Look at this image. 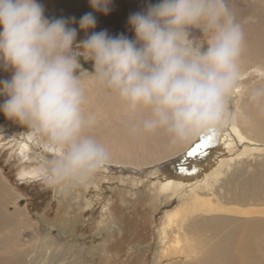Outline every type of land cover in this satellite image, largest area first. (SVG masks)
<instances>
[{"label": "clouds", "instance_id": "1", "mask_svg": "<svg viewBox=\"0 0 264 264\" xmlns=\"http://www.w3.org/2000/svg\"><path fill=\"white\" fill-rule=\"evenodd\" d=\"M111 3L90 0L104 15ZM127 22L133 38L95 31L96 16L85 13L78 24L86 38L78 40L74 17L49 18L38 0H0V69L10 73L0 79V113L50 149L40 179L57 195L86 187L112 161L94 134L99 120L88 107L87 79L124 105L133 137L181 147L242 119L231 104L246 38L231 0H158ZM249 99L264 107V85Z\"/></svg>", "mask_w": 264, "mask_h": 264}, {"label": "rangeland", "instance_id": "2", "mask_svg": "<svg viewBox=\"0 0 264 264\" xmlns=\"http://www.w3.org/2000/svg\"><path fill=\"white\" fill-rule=\"evenodd\" d=\"M38 2L44 6L45 14L49 18L62 17L71 19L74 17L76 23L72 26L78 30L77 39L83 40L86 38V34L79 31L78 21L85 13L93 12L97 18V25L100 26L101 30H107L109 35L116 36L123 33L129 38H133L134 33L127 22L129 15L144 10L149 3H157L158 0H112L110 11L107 15L94 12L90 5V0H38ZM255 5L252 0H231V6L235 10L237 19L243 28L245 25L246 27L251 24L254 25L252 21L256 19ZM67 6H71V10L66 9L67 11H65ZM195 34L200 35L197 31ZM247 38L251 41L250 44L255 41L253 35ZM250 47L254 49V46L250 45ZM246 55H248V52H246ZM80 62L83 69L88 72L94 71L91 61H85L83 57H80ZM9 77L10 73L0 69V79ZM95 83L93 84L94 89ZM261 85H264V63L254 67L252 63L247 62L244 72L242 70L239 84L238 92L240 95L236 93L231 104V109L237 117H239V110H242V115L252 116L259 123L257 130L254 132L250 131L248 127L240 125L241 119H237V122L232 126L256 143H264V107L259 106L260 111H255V107L258 105L249 99V92L252 88ZM102 88L99 86V90H107ZM3 100L4 97L0 96V103ZM125 116L126 109L122 105L120 116L114 118L117 120L106 127L95 129L94 134L109 148L112 159H120L122 164L127 165L121 166L117 165V162H111L86 187L65 192L63 195H57L44 185L40 179L41 175L20 172L23 168L27 172L42 168L43 161L51 156V152L43 144L37 142L33 133L30 132L29 136H31L32 141H29L31 143L29 156L22 161L19 160L22 155L19 153H14L13 155V150L11 151L8 147L12 148L15 146L12 143L13 135L14 137L22 138L23 134L29 130L9 121L3 113H0V136L4 137H0V151H3L2 154L0 152V177L5 182L3 183L12 190V198L10 199L12 207L9 206V211H21V215L24 214L26 219L33 225L31 228L28 226L25 230H19L21 231L20 242L24 245V247L20 248V251L27 248V250H30L32 246L37 247L42 240V232L47 230L50 235V239H47L48 241L51 242V238L57 237L54 244H51L55 252L60 253L66 247L72 256L69 260H79L78 256H81L82 258L80 257V259L87 261L88 264H165V253L162 251L160 242V227L163 222V218L159 214L162 211L161 201L154 194V191L136 186L135 179L137 178L138 181L142 182L144 179L149 178L154 180L161 176L162 173H176L178 171L181 174L179 171L181 162L184 163L185 167H189L212 158L211 156L215 150L214 144L212 143L204 150L206 155L187 157V152L202 142L201 137H199L177 149L173 145H171L172 148L165 146L160 149V153L150 156L139 149L143 141L134 139L135 142L130 143V146L128 145L126 148L130 149L133 157L141 156V160L136 161V163H130V159L127 157L121 159V155H116V151H120L122 148L116 144V141L111 136L106 135L111 129L115 130V127L123 128L124 132L119 131L127 135L128 133L123 125ZM11 124H13L14 128ZM6 136H8L7 138L10 141H4ZM142 136L144 135L138 137L141 138ZM150 137L157 138L154 136ZM258 140H261V142ZM2 145L5 146L3 147ZM182 148L183 150L180 151ZM221 149H223L222 146ZM224 151L229 152V154L235 153L231 151L229 146H225ZM171 153H176V155L165 158ZM238 155H240V152H237L234 157ZM234 159L235 161L240 160ZM243 159H247V157H241V160ZM138 163H141V165H138ZM35 166L38 167L36 168ZM40 170L42 172V169ZM162 170L164 172L161 173ZM249 170L252 171L253 167L249 168ZM184 174L186 175L187 173ZM130 188L140 189V193H136L138 196L132 195ZM229 197L231 198L232 195H229ZM235 199L241 200V198L236 196ZM257 201L264 203V192L257 197ZM263 220L260 219V222H263ZM248 224V221L239 223L231 242H228L227 260L230 263L235 260L234 256L241 241H255L264 245V228L260 226L257 231L245 235L244 229ZM42 227L43 229H41ZM205 236H211V232L204 231L196 234V241L200 237ZM13 249H16V247L13 246ZM5 254V250L0 253V255ZM238 255V264H243L245 258H249L247 255L244 257L241 254L242 257L240 253ZM53 263L50 260L44 264Z\"/></svg>", "mask_w": 264, "mask_h": 264}, {"label": "bare ground", "instance_id": "3", "mask_svg": "<svg viewBox=\"0 0 264 264\" xmlns=\"http://www.w3.org/2000/svg\"><path fill=\"white\" fill-rule=\"evenodd\" d=\"M252 2L256 4V19L254 18L255 20L252 21L254 25L251 24L249 27L245 25L243 28L246 38L242 63L243 72L247 62L252 63L254 67L264 63V0H252ZM70 8L71 6H67L65 11L71 10ZM96 28V31H101L100 26L97 25ZM251 35L254 36L255 41L250 44L251 41L247 37ZM250 45L254 46V49ZM85 83L90 99L88 107L97 114L99 120L96 129L115 122L117 119L114 118L120 116L122 103L108 90H99V85L94 80L87 79ZM94 83L96 90L93 88ZM237 93L240 95L239 92ZM255 111H260V107L256 106ZM238 113V116L242 117L240 125L248 127L252 132L257 130L259 123L256 119L252 116L242 115V110H239ZM11 125L13 127V124ZM117 128L111 129L106 135L111 136L116 144L121 146L122 150L116 151V155H121V159L127 157L130 159V163L141 160V156L133 157L130 149L126 148L128 145L130 146V143L135 142L134 139L143 141L139 149L150 156L160 153V149L165 146L171 147V144L163 138H151L149 135H144L141 138L133 137L121 133L124 132L123 128ZM30 132V130L26 131L23 137L21 136L22 138L13 135V142H11L15 146L8 147L11 151L13 150V155L14 153H23L21 159L18 156L21 161L29 156L31 149L29 141H32L29 136ZM109 136H107L108 139H110ZM7 137L4 141L8 140ZM258 141L261 142V140ZM213 144L215 148L213 155L215 156L212 155V158L207 161L187 167L189 172L186 175L179 174L178 171L164 174L162 173L164 170H162L161 176L154 180L149 178L141 182L137 178L135 179L136 186L154 191L161 201L162 211L160 210L159 214H161L163 222L160 227V242L162 251L165 253V264H238L239 253L244 257L245 255L249 257L245 258L243 264H264V245L255 241H241L237 247V256H234L235 260L231 263L227 260L228 242H231L239 223L249 222L244 229L245 235L257 231L260 226L264 228V220L260 222V219H264V203L257 201V197L264 192V143H256L239 130L233 131V127L230 126L218 135ZM225 146H229L235 153L225 152ZM182 150L183 148L180 151ZM237 152H240V155L234 157ZM173 155L176 153H171L165 158ZM244 156L247 159L241 160V157ZM234 158L240 160L235 161ZM16 161L18 162V160ZM111 162H117V165L121 166L127 165L122 164L120 159H112ZM252 167L253 170H249ZM42 168L35 170L33 167L32 172H27L23 168L20 172L40 176ZM190 168L197 171L193 173ZM3 182L0 177V253L2 250L6 251L5 255H0V264H44L50 260L54 262L53 264H88L87 261L80 259L81 256H78L79 260H69L72 256L66 247L60 253H56L51 244H54L57 237L51 238V242L48 241L50 235L47 230L42 232V240L37 247L32 246L30 250L27 248L20 251V248L24 247L20 242V232L33 225L24 214L21 215V211H9V208L12 207L10 201L12 190ZM130 190L132 195H136L140 189L130 188ZM229 195L232 197L230 198ZM235 196L241 200H236ZM14 200L16 199L14 198ZM204 231L211 232V236L200 237L196 241L195 235ZM13 246L16 249H13Z\"/></svg>", "mask_w": 264, "mask_h": 264}, {"label": "snow or ice", "instance_id": "4", "mask_svg": "<svg viewBox=\"0 0 264 264\" xmlns=\"http://www.w3.org/2000/svg\"><path fill=\"white\" fill-rule=\"evenodd\" d=\"M239 91V88L237 89V92ZM235 127H233V131H235ZM219 134L213 133L208 136L201 137V143H198L194 148H192L190 151L187 152V157H196L198 155H206V150L212 143L213 141L218 137ZM50 151V149H49ZM23 155V153H21ZM179 171L181 173H188L189 169L184 166V163L181 162L179 165ZM197 171L196 169H192V172L194 173Z\"/></svg>", "mask_w": 264, "mask_h": 264}]
</instances>
